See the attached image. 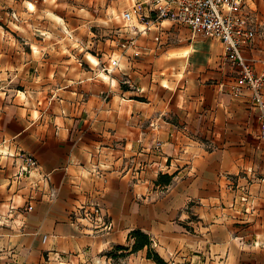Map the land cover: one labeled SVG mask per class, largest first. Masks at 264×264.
Returning a JSON list of instances; mask_svg holds the SVG:
<instances>
[{"label":"crops","instance_id":"obj_1","mask_svg":"<svg viewBox=\"0 0 264 264\" xmlns=\"http://www.w3.org/2000/svg\"><path fill=\"white\" fill-rule=\"evenodd\" d=\"M244 10L261 73L264 0ZM105 32L83 49L75 27L68 55H46L0 25V264H155L110 256L135 228L169 264H264V139L222 42L169 19L134 47Z\"/></svg>","mask_w":264,"mask_h":264},{"label":"built area","instance_id":"obj_2","mask_svg":"<svg viewBox=\"0 0 264 264\" xmlns=\"http://www.w3.org/2000/svg\"><path fill=\"white\" fill-rule=\"evenodd\" d=\"M244 4L245 0H136L129 9L120 12L126 24V36L119 45L122 48L134 47L138 33L150 30L163 19L220 40L226 60L237 67L229 93L233 97H238L244 91L249 93L251 105L258 110V137L264 139V72H255L241 54L242 46L251 39L249 16ZM133 20L137 21V25L132 24ZM116 65L117 61L112 59L110 66ZM155 148H160V142L155 143ZM24 164L26 167L37 166L31 156L24 157ZM88 216L90 219L101 218L100 207L94 206Z\"/></svg>","mask_w":264,"mask_h":264},{"label":"rangeland","instance_id":"obj_3","mask_svg":"<svg viewBox=\"0 0 264 264\" xmlns=\"http://www.w3.org/2000/svg\"><path fill=\"white\" fill-rule=\"evenodd\" d=\"M135 1L0 0V25L18 43L43 40L46 45L42 48L44 54L57 52L58 55H68V48L73 45L70 41L75 40L70 32H74L75 27L80 34L76 38L77 44L84 49L87 45L85 37L102 40L106 35L105 29L110 25L125 28L126 24L121 20L120 12L129 9ZM15 23L19 27L15 26ZM132 24L137 25V21L133 20ZM155 27L156 25L152 26L150 30ZM53 43L59 45L60 50H53ZM22 49L30 51L24 44Z\"/></svg>","mask_w":264,"mask_h":264},{"label":"trees","instance_id":"obj_4","mask_svg":"<svg viewBox=\"0 0 264 264\" xmlns=\"http://www.w3.org/2000/svg\"><path fill=\"white\" fill-rule=\"evenodd\" d=\"M172 179V174L167 173H159L156 179V183L160 185L168 184ZM128 239L132 240L130 246L124 245H116L114 250L121 251L120 253H113L110 252V256L117 257V256H125L126 254L136 252L140 249H145V257L150 259L155 264H169L166 260H164L152 247V241L148 234L143 232L140 229H132L128 233Z\"/></svg>","mask_w":264,"mask_h":264}]
</instances>
